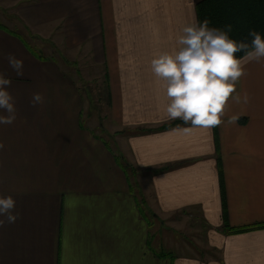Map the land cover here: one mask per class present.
I'll return each mask as SVG.
<instances>
[{"label":"crops","instance_id":"crops-1","mask_svg":"<svg viewBox=\"0 0 264 264\" xmlns=\"http://www.w3.org/2000/svg\"><path fill=\"white\" fill-rule=\"evenodd\" d=\"M202 1L0 0L17 109L0 125V195L19 214L0 226V264H264V60L245 66L234 124L162 129L176 120L151 60L200 21ZM152 210L174 229L201 222L209 248L152 250Z\"/></svg>","mask_w":264,"mask_h":264},{"label":"clouds","instance_id":"clouds-1","mask_svg":"<svg viewBox=\"0 0 264 264\" xmlns=\"http://www.w3.org/2000/svg\"><path fill=\"white\" fill-rule=\"evenodd\" d=\"M206 18L193 16L175 39L171 51H163L151 60V72L164 89L167 98L166 113L171 120H180L193 127L212 129L223 123L234 124L238 115L224 120L230 101L247 104V93L241 95L237 85L246 74L250 62L264 60V38L249 31L250 42L230 37L232 25L224 29L209 27ZM237 53H243L237 56ZM9 67L17 76L23 75V60L14 54L7 56ZM11 79L0 72V125H11L17 119L15 98L8 90ZM42 93L35 92L30 103L43 105ZM0 148L3 144L0 143ZM12 196L0 195V226L15 223L19 214Z\"/></svg>","mask_w":264,"mask_h":264},{"label":"trees","instance_id":"trees-1","mask_svg":"<svg viewBox=\"0 0 264 264\" xmlns=\"http://www.w3.org/2000/svg\"><path fill=\"white\" fill-rule=\"evenodd\" d=\"M210 21L209 27L224 29L232 25L230 37L240 41L250 42L249 31L263 32L264 38V0H204L199 4V19ZM243 53H237L242 56ZM183 123L176 120L166 124L162 129L171 128ZM258 227V225H256ZM259 226L264 227V223ZM245 228H230L231 231H244Z\"/></svg>","mask_w":264,"mask_h":264},{"label":"rangeland","instance_id":"rangeland-1","mask_svg":"<svg viewBox=\"0 0 264 264\" xmlns=\"http://www.w3.org/2000/svg\"><path fill=\"white\" fill-rule=\"evenodd\" d=\"M99 85L100 83H94L93 81L90 82V80L86 83L87 89L94 95L92 97L91 106L94 107L96 103L98 104L99 101H101L98 108H101V110L104 111L103 107L106 105L105 103L103 104V101L105 99L100 97V94L103 91L99 90ZM97 111L98 109L95 113H97ZM104 138L111 142V139L106 134H104ZM150 216L152 226V250H155L156 252L169 253L173 250L196 252V250H205L209 248L206 243L208 229H204V225H199L198 223L201 222L198 221L197 223L193 217L189 219L186 218L185 223L188 221L186 226L174 229V227L162 222V220L155 215L153 210L151 211ZM179 220L184 222L185 218L183 217Z\"/></svg>","mask_w":264,"mask_h":264}]
</instances>
